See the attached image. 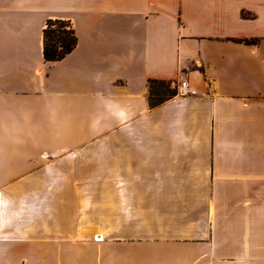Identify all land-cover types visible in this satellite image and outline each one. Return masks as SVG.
Segmentation results:
<instances>
[{
	"label": "crops",
	"instance_id": "obj_1",
	"mask_svg": "<svg viewBox=\"0 0 264 264\" xmlns=\"http://www.w3.org/2000/svg\"><path fill=\"white\" fill-rule=\"evenodd\" d=\"M0 264H264V0H0Z\"/></svg>",
	"mask_w": 264,
	"mask_h": 264
},
{
	"label": "trees",
	"instance_id": "obj_2",
	"mask_svg": "<svg viewBox=\"0 0 264 264\" xmlns=\"http://www.w3.org/2000/svg\"><path fill=\"white\" fill-rule=\"evenodd\" d=\"M253 43L254 40H245ZM77 45V36L71 21L63 18L48 19L43 29V57L47 61L63 59L73 51ZM148 101L151 106L158 105L178 93L177 88H172L170 81L149 80Z\"/></svg>",
	"mask_w": 264,
	"mask_h": 264
},
{
	"label": "built area",
	"instance_id": "obj_3",
	"mask_svg": "<svg viewBox=\"0 0 264 264\" xmlns=\"http://www.w3.org/2000/svg\"><path fill=\"white\" fill-rule=\"evenodd\" d=\"M170 85L172 88H177L179 92L183 93L186 87V82L185 81L178 82L176 80H171Z\"/></svg>",
	"mask_w": 264,
	"mask_h": 264
}]
</instances>
